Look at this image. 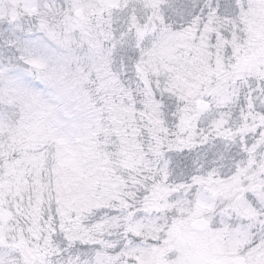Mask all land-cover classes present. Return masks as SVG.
Here are the masks:
<instances>
[{"label":"snow or ice","instance_id":"obj_1","mask_svg":"<svg viewBox=\"0 0 264 264\" xmlns=\"http://www.w3.org/2000/svg\"><path fill=\"white\" fill-rule=\"evenodd\" d=\"M0 264H264V0H0Z\"/></svg>","mask_w":264,"mask_h":264}]
</instances>
